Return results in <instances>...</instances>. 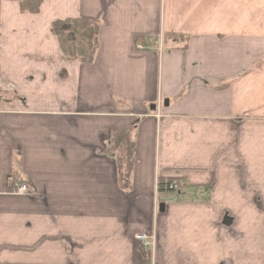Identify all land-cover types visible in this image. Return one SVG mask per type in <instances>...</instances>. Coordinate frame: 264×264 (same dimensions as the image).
<instances>
[{"label":"crops","instance_id":"1","mask_svg":"<svg viewBox=\"0 0 264 264\" xmlns=\"http://www.w3.org/2000/svg\"><path fill=\"white\" fill-rule=\"evenodd\" d=\"M21 2L0 0V264H264V0ZM67 19L100 22L92 65Z\"/></svg>","mask_w":264,"mask_h":264},{"label":"trees","instance_id":"2","mask_svg":"<svg viewBox=\"0 0 264 264\" xmlns=\"http://www.w3.org/2000/svg\"><path fill=\"white\" fill-rule=\"evenodd\" d=\"M43 1L22 0L20 10L23 14H37ZM100 27V22L87 19H67L53 23V30L66 60L92 65L99 50ZM114 139L119 181L121 186L129 188L134 167V141L131 132L125 131L116 133ZM170 184L161 182L160 191L166 190Z\"/></svg>","mask_w":264,"mask_h":264},{"label":"built area","instance_id":"3","mask_svg":"<svg viewBox=\"0 0 264 264\" xmlns=\"http://www.w3.org/2000/svg\"><path fill=\"white\" fill-rule=\"evenodd\" d=\"M14 189H13V192L16 194H20V195H25L29 191L28 186L22 183L21 180H19L18 186L16 187L15 191ZM167 189L173 192H180L181 185L178 182L174 181L167 187ZM135 239L138 243L142 245L145 251L153 252V250L155 249V246H156V236L155 235L137 234L135 236Z\"/></svg>","mask_w":264,"mask_h":264},{"label":"water","instance_id":"4","mask_svg":"<svg viewBox=\"0 0 264 264\" xmlns=\"http://www.w3.org/2000/svg\"><path fill=\"white\" fill-rule=\"evenodd\" d=\"M166 105H167V102H166ZM151 110H155V106H152V107H151ZM164 211H165V205L162 204V205L160 206V212L163 213Z\"/></svg>","mask_w":264,"mask_h":264},{"label":"rangeland","instance_id":"5","mask_svg":"<svg viewBox=\"0 0 264 264\" xmlns=\"http://www.w3.org/2000/svg\"><path fill=\"white\" fill-rule=\"evenodd\" d=\"M21 181H22V183H24L22 179H21ZM179 184H180V183H179ZM25 185H26V184H25ZM180 185H181V184H180ZM15 190H16V188L14 189V191H15ZM181 190H182V186H181Z\"/></svg>","mask_w":264,"mask_h":264}]
</instances>
